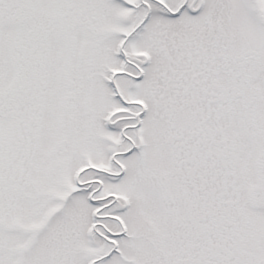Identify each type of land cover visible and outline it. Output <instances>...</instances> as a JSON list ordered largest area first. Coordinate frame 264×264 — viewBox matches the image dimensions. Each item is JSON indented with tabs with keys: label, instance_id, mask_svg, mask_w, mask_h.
<instances>
[{
	"label": "rangeland",
	"instance_id": "obj_1",
	"mask_svg": "<svg viewBox=\"0 0 264 264\" xmlns=\"http://www.w3.org/2000/svg\"><path fill=\"white\" fill-rule=\"evenodd\" d=\"M0 264H264V0H0Z\"/></svg>",
	"mask_w": 264,
	"mask_h": 264
},
{
	"label": "flooded vegetation",
	"instance_id": "obj_2",
	"mask_svg": "<svg viewBox=\"0 0 264 264\" xmlns=\"http://www.w3.org/2000/svg\"><path fill=\"white\" fill-rule=\"evenodd\" d=\"M228 93H229V96L231 97L233 95V90L229 91ZM219 98H222V96H220Z\"/></svg>",
	"mask_w": 264,
	"mask_h": 264
}]
</instances>
